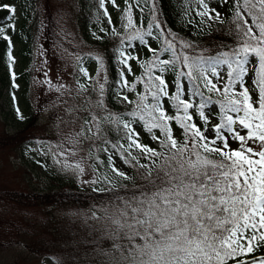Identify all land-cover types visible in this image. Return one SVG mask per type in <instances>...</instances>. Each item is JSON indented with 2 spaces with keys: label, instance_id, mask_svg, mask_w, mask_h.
I'll list each match as a JSON object with an SVG mask.
<instances>
[{
  "label": "snow or ice",
  "instance_id": "obj_1",
  "mask_svg": "<svg viewBox=\"0 0 264 264\" xmlns=\"http://www.w3.org/2000/svg\"><path fill=\"white\" fill-rule=\"evenodd\" d=\"M110 2L118 7L116 0ZM220 2L230 13L227 20L207 0H197V15L227 23L225 31L232 43L218 45L212 54L204 50L190 55L183 51L190 44L181 41L178 50L177 37L165 34L155 0L146 31L133 21L134 8L144 11L140 0L135 4L126 0L125 27L133 31L120 41L123 67L115 94L129 107L124 112L108 107L98 72L94 90L99 114L90 112L85 126L91 133L88 139L110 144L114 155L140 172L143 183L135 185L131 195H117L112 205L103 208V218L93 215L103 219L100 240L108 242L105 247L93 241L96 264H264V255H255L264 252V0ZM104 3L100 0L102 8ZM0 9L10 13L7 20L14 19L13 5L0 2ZM6 27L14 29L15 24L0 26V37L11 45ZM154 29L160 35L154 36ZM160 36L163 47L159 48L145 38ZM134 40L147 47L151 60L126 53L124 46L131 47ZM166 53L170 58L161 59ZM8 57L14 63L11 52ZM96 59L103 70V58ZM130 61L139 63L141 75H135ZM80 71L93 79L87 69ZM166 72L173 73L172 78H166ZM127 74H132V81ZM12 77L15 80L14 72ZM79 88L88 90L84 84ZM206 92L220 99L213 100ZM214 104L219 112L212 123L214 109L208 113L205 109ZM102 125L122 133L120 139L109 141ZM136 125L157 147L141 142ZM78 135H84L83 128ZM113 154L108 155L111 171L131 180L116 166ZM73 170L85 171L81 163ZM104 179L111 183L107 176Z\"/></svg>",
  "mask_w": 264,
  "mask_h": 264
},
{
  "label": "rangeland",
  "instance_id": "obj_2",
  "mask_svg": "<svg viewBox=\"0 0 264 264\" xmlns=\"http://www.w3.org/2000/svg\"><path fill=\"white\" fill-rule=\"evenodd\" d=\"M0 2L16 8L12 21L6 19L10 13L0 9V26L15 24L14 29L5 28L11 37V45L0 37V264H96L94 246H85V234L92 228L102 229L103 219H93V215L103 218V210L52 206L38 202L37 195L60 189L67 193L79 188L115 189L118 185L143 181L140 172L113 154L110 144L88 139L91 133L85 126L90 112L99 114L95 107L98 94L94 90L98 72L99 83L105 84V72L96 59L100 57L96 37L104 30L114 32L113 29H117L119 42L127 38L133 31L125 27L127 3L116 0L117 7L105 0L102 8L100 0ZM207 2L227 19V6L220 0ZM195 13V10H189L188 15L195 17ZM133 21L139 27L134 14ZM23 24L29 29L30 36L20 31ZM222 26L201 17L197 30H220ZM88 42L92 43L89 49L86 48ZM149 43L156 47L154 40ZM131 45V54L141 56L147 50L138 40L131 41ZM9 52L14 63L9 60ZM169 58L170 53L161 56V59ZM81 64L85 67H80ZM81 68L87 69L93 79L85 77ZM136 72L135 69V75L139 76L143 69ZM172 76L170 73L169 78ZM128 79L133 80L132 74ZM184 83L189 87L186 80ZM79 84H84L88 90H81ZM137 88L142 90V85ZM106 92L105 87L107 103ZM206 95H211L213 100L220 99L215 93L206 92ZM108 107L112 111L116 109L113 105ZM127 109L123 107L118 111ZM210 109H214L211 119L215 123L219 105L209 106L206 113ZM20 116L24 118L20 119ZM102 127L108 139L110 128L108 125ZM136 127L142 143L157 147L147 132L139 125ZM82 128L84 135L80 136ZM91 128L93 132L96 130L94 124ZM174 130L179 131L175 127ZM119 139L118 135L116 140ZM104 148H108V152L103 151ZM109 154H113L116 166L131 176V180L115 176L108 163ZM76 163L82 164L83 173L73 170ZM66 164L73 167H66ZM105 176L111 183L104 179ZM89 219L94 226L87 225ZM107 243L101 244L106 247Z\"/></svg>",
  "mask_w": 264,
  "mask_h": 264
},
{
  "label": "trees",
  "instance_id": "obj_3",
  "mask_svg": "<svg viewBox=\"0 0 264 264\" xmlns=\"http://www.w3.org/2000/svg\"><path fill=\"white\" fill-rule=\"evenodd\" d=\"M131 2L135 4L136 0H131ZM155 2L159 5L158 19L162 23L165 34L169 35V38H171L173 35L177 37V39L174 40V43L176 44L178 50L182 49V44L180 43L181 41L187 42L192 46L190 48L183 49V51L188 54H197L204 50H207L206 54H212L217 50L218 45L232 43L231 36L225 31V29L228 27L227 23H225L220 30H206L202 32L197 30V26L201 20V17L197 15L199 8L197 0H155ZM152 3L153 0H148L147 3H145L144 0H140L139 7L144 9L143 13L140 12L139 8L133 9V14L138 20V26L145 31L147 30V24L151 22V17L153 15V13L150 11L152 8ZM33 6L34 5H32V7ZM189 10H195V17H190L188 15ZM26 14V18H28L27 11ZM229 16L230 13H228V17ZM25 25L26 24H23V27L20 31H23L25 34L30 36L28 32L29 29L25 28ZM103 25L105 28H107L106 24ZM113 31L115 33L109 30L102 31L97 35L96 41L98 43L100 57L103 58V71L105 72L106 77L105 87L107 90V103L109 106L113 105L116 107V109L113 108L114 112H119L118 110L120 108H128L129 106L120 103L115 94L119 89L120 71L123 65L119 63L118 49L121 47V43L119 42L120 33L117 29H113ZM18 33L19 31L17 34ZM116 33H119V35H116ZM153 34L154 36L160 35L158 30L155 29ZM145 38L149 41L154 40L156 43V48L163 47V36H160L159 40H155L151 37ZM91 45L92 43L88 42L86 48L89 49V46ZM124 47L126 53H131L133 51L127 45ZM132 55L139 57L141 61H147L148 58V60L152 59V54L148 50H145L144 55L141 56L136 53H133ZM130 63L133 66V71L136 69V73H138V70L141 69L139 63L137 61H130ZM81 66L83 65L81 64L80 67ZM170 73L171 72H166L164 74L165 77L169 78ZM127 75L130 76L131 74ZM128 94L130 98H132V94ZM108 130V139L112 143L117 142L116 139L118 138V135L120 136L122 133L118 134L114 130L112 131V129ZM142 183L143 181H138L132 185H118V187L115 189L84 190L79 188L77 190L71 191L70 193H67L65 189H60L58 191H49L46 194L37 196L39 200L38 202L41 201L42 203H47L48 205L52 206L67 205L70 207L85 209L87 211H89V208L103 210L104 207L112 205L114 198L117 195H131V191L134 190V186L140 185ZM89 224L94 226V222H92L90 219L87 222V225ZM101 234V230L96 228H92L91 230L87 231L85 234V246H94L93 241H99L100 243L106 242L100 240Z\"/></svg>",
  "mask_w": 264,
  "mask_h": 264
}]
</instances>
